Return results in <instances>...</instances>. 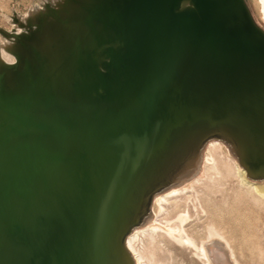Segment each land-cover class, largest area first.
<instances>
[{
  "label": "bare ground",
  "instance_id": "bare-ground-1",
  "mask_svg": "<svg viewBox=\"0 0 264 264\" xmlns=\"http://www.w3.org/2000/svg\"><path fill=\"white\" fill-rule=\"evenodd\" d=\"M194 1L193 15L170 16L169 10L175 13L190 0H56L57 16L45 10L36 25L15 26L0 38V74L5 65H22L17 54L30 57L28 48L38 42L50 60L45 59L49 66L41 67V75L61 91L71 81L69 96L81 102L62 109L54 132L47 133V145L61 161L49 165L50 180L57 186L54 175L61 166L69 192L49 196L45 209L34 212L37 240L46 242V254L37 243L35 264L44 258L45 264H151L157 245L173 243L202 264H259L264 40L238 11L239 0ZM253 1L264 23V0ZM51 28L55 32L42 38V31L48 34ZM116 43L124 53L106 76L75 66L69 77L81 49L92 52ZM100 80L104 95L98 99L94 92ZM174 81L175 91L186 96L155 132L161 135L151 158L138 165L132 161L135 152L122 158L111 194L112 217L105 231L91 237L86 220L101 202L106 155L134 128L162 126L168 103L164 92ZM197 117L207 119L192 124ZM193 217L198 221H190ZM133 223L138 226L130 227ZM53 225L59 230L56 237ZM15 262L4 258L1 264Z\"/></svg>",
  "mask_w": 264,
  "mask_h": 264
},
{
  "label": "rangeland",
  "instance_id": "rangeland-1",
  "mask_svg": "<svg viewBox=\"0 0 264 264\" xmlns=\"http://www.w3.org/2000/svg\"><path fill=\"white\" fill-rule=\"evenodd\" d=\"M54 1L56 0H0V38L3 36L7 38V33H10L11 30L13 31L16 28L15 26L36 25L45 10L51 9L47 13L49 17L57 16V9H55V12L52 9ZM107 1L101 0L100 3ZM239 4H241V7L238 8V11L244 17H248L254 29L257 26L255 32L257 31L258 36L264 40V23L259 19L254 1L239 0ZM195 7V1L190 0L186 7L174 10V12L178 11L182 12L180 15L191 16L196 11ZM110 9H112V6H109V9L107 7V11ZM119 10L121 8H117V11ZM51 12L54 13L51 15ZM219 15L216 13L213 20L215 21ZM33 19H36V21H33ZM54 30L53 28L48 34L42 31V38L48 39L49 34L51 36L55 32ZM146 33L150 35V28L147 32H144V35ZM37 44L38 42L28 48L29 52H31L30 57H28L29 55L26 57L25 53L24 55L23 53L17 54L18 57H23V60L21 59L22 57H19L25 63H22L23 66L17 63L5 65L4 72L2 71L0 74V264L4 258L11 259L13 257L16 261L15 264L36 263L35 253L40 247L44 254L46 242L45 239L41 240V242L37 240L36 226H38V219L34 218V212L36 209L39 212L45 209L43 206H45V201L49 196L52 195V199H57L58 197L60 198V195H67L69 192L63 182V168L61 166H59V170L54 175L57 186L50 180L49 165L53 161L57 164L61 163V161L58 154L50 151L47 145L49 139V134L47 133L49 131L54 132L55 116L62 109L80 106L81 102L79 104L74 103V99L69 96L71 81H69L67 88L61 91L51 85L49 78L41 75L39 72L41 67L49 66L47 61L50 62V60L44 58L46 54H44L41 47H37ZM33 47L37 51L32 50ZM34 51L37 55L36 58L32 55ZM123 53V45L121 43H116L112 46L103 45L97 51L92 52L83 48L80 50L79 57L72 63V71L69 77L74 75L75 66H80V69L89 68L98 76L104 77L114 67L115 58ZM32 58H35V62L31 60ZM26 62H29L27 64L29 66L26 65ZM69 80H72V78H69ZM103 95V91L95 89V97L97 96L99 97L98 99H101ZM206 119V117H197L192 121V124ZM177 127L179 125L174 126L172 130ZM171 150L173 149L171 148ZM169 152L170 150L166 151L159 159H163ZM153 153L146 159L151 158ZM151 210L152 206L149 207L150 213L152 212ZM192 219L190 221H198L196 217ZM53 226V237H56L59 230H57L58 228L55 225ZM256 231L258 248L255 253V260L259 264H264V228L258 225ZM146 233L140 234L141 240H143L142 238L145 240ZM37 243L39 244L38 248ZM173 244L172 247H165L162 244L157 245L154 248L155 250H153L155 252L154 256L155 254L156 256H153L152 262L154 264H163L164 262L161 260L167 259L165 261L166 264H173V261H176L175 264H202L201 261L199 262L198 259H195V256L190 255L183 249H179L178 245H176L177 243ZM139 247H141L140 243ZM159 254L162 256L160 257ZM167 254L171 257L167 258L169 257ZM44 259H41L43 264L46 262V258Z\"/></svg>",
  "mask_w": 264,
  "mask_h": 264
},
{
  "label": "water",
  "instance_id": "water-1",
  "mask_svg": "<svg viewBox=\"0 0 264 264\" xmlns=\"http://www.w3.org/2000/svg\"><path fill=\"white\" fill-rule=\"evenodd\" d=\"M178 8H175L177 10ZM182 12L176 11L175 13H172L171 10H169V15L175 16L178 14H181ZM159 20V18H156ZM154 34V30H153ZM125 71V70H124ZM123 71V72H124ZM104 85V80H100L99 86L100 90L103 91L102 87ZM178 89L176 86V83H172L170 85V88L167 87L166 91L164 92L166 94L167 99V108L164 114V117L161 119L160 122H162V126H157L156 128H149L147 130L143 129H137L134 128L133 132L129 135L130 138H123L121 139L120 145L115 147L113 151H110L108 155H106V165L103 167V175L101 178V202L95 209V211L89 213L87 215L86 225H88L89 232L88 234L91 235V237H95L97 235H100L105 229L107 228V224L110 221L113 213L112 209V203H111V194L112 191L116 185V171L119 164L122 162V158L125 157L127 154L130 153H136L137 157L136 159L132 160L135 165H138L140 162L145 161L146 158L151 154L152 151L156 150L157 146L153 147V143L159 138L161 135V131L156 135L159 128L163 127V123L169 119V117L176 112V107L181 103L179 101L180 97H185V94L179 95L178 91H175ZM174 92H176L175 95ZM179 102V103H178ZM181 109V107H180ZM151 130H153L151 132ZM156 132V133H155ZM156 135V136H155ZM108 162V163H107ZM149 209V206L147 207V211ZM138 226L136 224H130V227Z\"/></svg>",
  "mask_w": 264,
  "mask_h": 264
}]
</instances>
